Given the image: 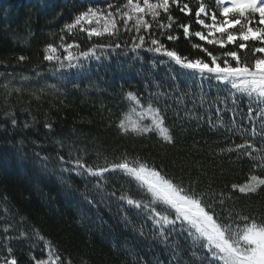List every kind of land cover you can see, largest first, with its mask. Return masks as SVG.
<instances>
[{
    "label": "snow or ice",
    "instance_id": "snow-or-ice-1",
    "mask_svg": "<svg viewBox=\"0 0 264 264\" xmlns=\"http://www.w3.org/2000/svg\"><path fill=\"white\" fill-rule=\"evenodd\" d=\"M181 37L190 52L169 47ZM111 52L132 53L136 59L141 52L152 54L149 66H171L172 83L168 91H160L159 83L157 91H150L146 84L143 95L121 88L119 110H108L107 126L114 127L120 139L139 140V149L78 146L55 133L54 122L45 112V137H53L61 182L67 183L65 173L69 179L85 178L79 196L89 207L99 198V202L114 199L136 209L150 222L153 238L166 247L179 249V241L170 238L178 230L186 234L188 251L199 264H264V0H87L63 23L59 35L43 46L32 75L8 72L11 65L0 60L4 69L0 71V130L32 126L27 120L22 126L19 123L16 108L22 100L13 102L14 96L26 93L40 102L49 90L53 95L59 91L56 85L35 88L29 83L43 76L44 62L52 69L76 68ZM29 59L23 54L15 57L17 65ZM181 76L197 90L190 87L181 92ZM212 81L215 97L209 99L203 84ZM187 97L193 98L191 108L185 104ZM30 104L31 100L22 110L35 122ZM49 105V111L60 110L51 101ZM197 108L203 115L195 114ZM193 120L197 130L201 122L210 132L223 129L225 146L216 141L217 149L208 145V153L227 157L229 164L247 165L243 181H223L222 167L210 172L202 160L169 153L188 135L186 124ZM192 148L204 151L199 141L194 140ZM42 160L48 170L49 157ZM114 177L123 180L119 187L111 183ZM7 202V196H0V203ZM8 213L7 207L0 212V264H21L13 240L27 241V264H73L72 255L27 217L17 213L16 220ZM144 227L140 226L141 234ZM177 255L173 253L174 258ZM80 264L89 261L81 257Z\"/></svg>",
    "mask_w": 264,
    "mask_h": 264
},
{
    "label": "trees",
    "instance_id": "trees-1",
    "mask_svg": "<svg viewBox=\"0 0 264 264\" xmlns=\"http://www.w3.org/2000/svg\"><path fill=\"white\" fill-rule=\"evenodd\" d=\"M86 2L87 0H0V60L11 65L7 71L32 75V66L40 63L41 56L38 53H41L43 46L59 35L63 23L70 20ZM121 39H127V36H122ZM169 47H176L182 53L191 51L183 37L177 44H169ZM212 50L218 51L215 48ZM20 54L29 56L30 59L17 65L15 57ZM105 56L106 58L102 57L105 60L111 57L127 60V65L119 69L118 64H103L102 59L98 68H95L97 60L93 59L80 66L79 71L63 75L44 62L41 68L43 76L29 83L35 88L56 85L59 91L53 95L49 90V94L40 102L31 99L26 93L22 97L12 98L13 102L22 100L16 108L21 126L25 120L32 126L15 130L8 126L7 130H0V196L8 198L7 205L0 203V212L7 207L9 216H15L16 220L19 215L27 217L29 223L35 224L43 235L56 242L66 254L72 255L73 264H80L81 257L88 260L89 264H199L188 251L190 242H186L182 234L176 233L170 238V242L172 239L179 241V249L166 247L153 238L150 222L138 216L136 209L121 205L114 199L99 202L97 198L96 206L99 210L96 211L93 206L83 204L79 196V192L84 189L85 178L73 175L69 179L65 173L67 183H62L59 179L53 137H45V112H49L54 122L55 133L62 134L69 141H75L78 146L91 150L94 145L103 144L110 151L121 145L129 149L135 145L139 149V140L120 139L116 129L107 126L108 110L113 113L119 110L121 88L124 91H139L143 95L146 93V84L150 91H157L156 83L163 86L160 91H168V85L172 83L169 79L172 74L171 66L165 67L167 77H163L164 71L159 75L154 73L149 78L141 77L139 69L143 67V63L150 62V53L141 52V59H136L132 53L125 55L123 52L106 53ZM248 57L251 59V53H248ZM131 60L138 63L134 64ZM140 62L142 66H139ZM114 66L115 70L111 72ZM0 71L4 69L0 68ZM180 71L176 68V73ZM162 80H166L167 84H163ZM190 87L192 91L197 90L192 81L181 76L180 91L187 93ZM203 90L209 99L214 98L215 82H204ZM192 99L187 97L185 100L188 108L192 107ZM30 100L35 122L22 110L29 106ZM61 100L63 104L60 103ZM49 101L55 103L60 110L49 111ZM195 114L203 115V110L197 108ZM0 122H3L2 118ZM186 126L189 127L188 135L177 148L168 150L173 157L179 153L185 159L202 160L209 166L210 172L213 168L219 172L222 167L223 181H243L247 165L229 164L227 157L208 153V145L213 150L217 149L218 146L214 143L216 141L220 142L219 147L225 146L227 134L223 129L210 132L208 125L201 122V127L197 130L195 120ZM194 140L200 142L204 151L197 152L192 148ZM205 140L207 145L204 144ZM237 142H240L238 138ZM62 154L67 155V145ZM44 156L49 157L48 170L44 169ZM122 182L119 177L111 179V183L117 187ZM69 183L73 188H68ZM142 224H145L143 234L140 228ZM11 243L17 259L21 264H27V241L13 240ZM174 252L178 253L175 258Z\"/></svg>",
    "mask_w": 264,
    "mask_h": 264
},
{
    "label": "rangeland",
    "instance_id": "rangeland-1",
    "mask_svg": "<svg viewBox=\"0 0 264 264\" xmlns=\"http://www.w3.org/2000/svg\"><path fill=\"white\" fill-rule=\"evenodd\" d=\"M101 60L95 62L96 63L95 68H98ZM151 60H152V56L150 57V60L149 61H151ZM131 61L134 64H137L138 63L137 61H134V60H131ZM102 62H103V64H111V66L113 64H115V66L118 64L117 67L119 69H121L122 67H124V66L127 65V60H124V59L122 60L121 58H118L117 59L115 57H111L110 59H107V60L103 59ZM143 64H144L143 67L141 69H139V72H140V75H141L142 78H144V77L149 78V76L151 77L154 73H157V75H159L161 72H163L165 70V67H167L166 65H156L154 67H150L149 66V63L148 64L147 63H143ZM115 66L113 68H111V70H110L111 72L115 70ZM139 66H142V63L141 62L139 63ZM56 70L60 74L69 75V74H73V73L79 71L80 70V67H76V68H65V69H58L57 68ZM166 73L167 72H165V71L162 73L163 74V77H165L164 75H166V77H167V74ZM162 81H163V84L164 83L167 84V81L166 80H162ZM93 209L96 210V211L99 210L98 206H96V205L93 206ZM177 233L178 234H182L183 236L186 235L184 233H179V230L177 231Z\"/></svg>",
    "mask_w": 264,
    "mask_h": 264
}]
</instances>
